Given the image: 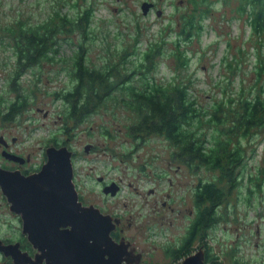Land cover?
<instances>
[{
  "label": "trees",
  "instance_id": "trees-1",
  "mask_svg": "<svg viewBox=\"0 0 264 264\" xmlns=\"http://www.w3.org/2000/svg\"><path fill=\"white\" fill-rule=\"evenodd\" d=\"M187 1L191 6L180 14L178 32L173 31L175 28H171L169 22L155 38L147 39L146 46L143 42L148 32L143 29L141 13L134 11L132 40L113 46L111 35L115 39H119L120 34L126 35L120 30L102 28L106 20L97 16L99 0H55L43 21L17 18L9 24H1V42L3 49H11V55L15 56V68L7 78L10 93L23 83L22 75L27 72L36 78L33 83L39 84L48 66L53 68L47 75L50 81L68 77L65 86L47 90L61 99L64 113H68L63 129H75L94 113L114 109L113 118L119 111L122 118L126 116L128 124L124 129L137 144L154 135L163 137L170 148L171 145L175 148L172 156L179 166L218 173L212 180L202 177L197 184L195 217L181 243L170 246L167 251L174 259L185 258L199 240L206 263L221 264L207 245L208 229L227 219L232 202L227 200L233 194L237 199L245 194L250 199L264 190V165L251 164L256 147L249 149L264 141V0ZM144 2L147 0L142 4ZM215 11L231 26L239 22L244 25V32L249 28L247 38L253 43V51L242 45L237 47L238 55H231L233 44L229 33L231 38L227 41L228 51L222 64L234 74L240 69L239 63L248 56L255 81L250 89L242 86L234 95L229 86L222 84L223 81L230 83L229 77L216 80L213 85L221 88V97L214 93L210 100L203 101L197 91L202 89L197 85L198 75L192 68L193 57L197 54L190 44L194 39L201 43L205 21L214 17ZM162 13L156 14L159 17ZM99 34H102L106 55L94 60L89 56L87 43L94 42ZM220 42V39L216 41ZM200 53L201 61L206 50ZM167 57L175 63L163 62ZM161 64L172 71L167 78L157 76ZM43 87L44 83L34 85L40 91ZM35 97V94L29 96ZM4 99L0 94V100L4 102ZM24 100L17 95L9 111L2 116L5 122L14 121L16 114L23 111ZM102 129L103 135L115 138L110 128ZM57 136L58 132L53 136L56 145L59 144ZM220 180H225V185ZM223 206L226 216L221 214L219 219L216 212Z\"/></svg>",
  "mask_w": 264,
  "mask_h": 264
},
{
  "label": "rangeland",
  "instance_id": "rangeland-1",
  "mask_svg": "<svg viewBox=\"0 0 264 264\" xmlns=\"http://www.w3.org/2000/svg\"><path fill=\"white\" fill-rule=\"evenodd\" d=\"M142 1L144 0H99L97 16L106 20L101 24L102 28L120 30L126 35L120 34L119 39L111 35L109 39L113 46L132 40V11L142 15L143 29L145 31L146 28L148 32L143 42V46H146L147 39L155 38L158 31L168 27L169 22L171 28H175L173 31L178 32L180 14L191 6L187 0H161L160 10L163 14L158 17L153 11L145 16L141 9ZM54 2L55 0H0V25L9 24L17 18L30 19L33 22L43 21L51 12ZM226 8L229 9L228 6ZM205 23L206 30L201 37V43L194 39L190 44L191 50L197 54L193 57L192 68L198 75V88H202L201 92L197 90L200 98L208 101L214 93L221 97V88L214 87L213 84L225 77L230 78V83L223 81L222 84L229 86L234 95L238 94L242 86L246 90L250 89L255 81L250 71L251 58L247 56V59L241 61L240 69L234 74L226 64H222V58L228 51L227 41L231 36V55H238L237 47L242 45L245 49L249 48L250 52L253 51V43L247 38L249 28L244 32V25L239 22H234L231 26L223 21L218 11ZM210 23L215 28L207 25ZM229 33L231 36L227 35ZM2 36L3 31L0 30V94L6 98L4 102L0 100V137L4 136V139L12 143V148L20 156L31 155L33 166L47 161L48 147H58L66 142L62 146H68L74 153V182L82 195L83 203H92L109 214L121 216L124 235L143 253L145 262L172 264L182 261L184 258L174 259L169 256L167 250L170 246L181 243L195 217L197 209L194 191L197 184L202 177L212 180L218 173L205 169L189 170L185 165L179 166L172 156L175 148L172 145L170 148L163 137L154 135L137 144V140H132L124 129L128 124L124 119L126 116L122 118L119 111L117 117L113 118L114 109L94 113L75 129H63L68 113H64L65 106L61 99H56L47 90L65 86L68 77L61 76L50 81L47 75L51 74L53 68L48 66L45 67L46 73L39 84L33 83L36 78L27 72L22 75L23 83L15 86V90L10 93L7 78L15 68V56L11 55V49H3ZM101 36L99 34L94 42L87 43L90 45L89 56L94 60L106 55ZM218 39L221 40L219 44L216 43ZM205 50L206 53L200 61L199 54ZM237 60L240 61V58L237 57ZM167 61L175 63L168 57L163 62ZM171 72L161 64L157 76L161 79L162 76L167 78ZM43 83L45 87L41 91L34 88V85L40 86ZM32 94L36 95L33 99L29 98ZM17 95L21 100L25 99L24 109L16 114L14 121L5 122L2 116L9 111ZM104 127L110 128L116 135L115 138L103 135L101 128ZM56 132L58 145L57 142L53 144ZM13 139L17 141L13 142ZM88 145L90 147L87 151ZM253 147H256V155L251 164L264 165V141L251 145L249 149ZM1 149L0 147V165H10ZM161 172L168 176L165 173L160 175ZM114 183L120 186L116 195L103 191V188L109 186L113 188ZM220 183L225 185L226 182L220 180ZM230 199L232 202L229 216L208 229L207 245L214 259L218 258L216 261H221V264H261L264 261V190L252 195L250 199L246 194L239 199L233 194L227 202ZM224 210L225 206L220 211L217 210L216 217L220 219L221 214L226 216ZM18 225V219L9 210L6 197L0 189V235H14ZM201 246L202 242L197 240L191 253L198 251Z\"/></svg>",
  "mask_w": 264,
  "mask_h": 264
},
{
  "label": "water",
  "instance_id": "water-1",
  "mask_svg": "<svg viewBox=\"0 0 264 264\" xmlns=\"http://www.w3.org/2000/svg\"><path fill=\"white\" fill-rule=\"evenodd\" d=\"M153 5L144 2L143 13L146 15ZM161 13L158 11V15ZM0 142H5L4 136L0 137ZM89 147L86 146L87 151ZM2 155L8 160L24 162L22 156L7 150ZM46 156L47 161L41 169L30 175L21 169L0 166L1 192L10 203V210L23 218L24 232L29 235L31 244L43 256L56 257L64 264H130L126 258L128 244L125 241L118 244L112 238L111 232L116 229L114 218L79 200L74 182L73 152L66 145L50 146ZM112 185L115 186L106 187L104 192L114 196L120 186ZM16 246L5 245L1 249L21 263L22 257L28 254ZM175 264H207L205 252L200 248Z\"/></svg>",
  "mask_w": 264,
  "mask_h": 264
},
{
  "label": "flooded vegetation",
  "instance_id": "flooded-vegetation-1",
  "mask_svg": "<svg viewBox=\"0 0 264 264\" xmlns=\"http://www.w3.org/2000/svg\"><path fill=\"white\" fill-rule=\"evenodd\" d=\"M145 1V0H144ZM148 2L153 3V7L150 9L149 13L155 11L156 13H158V11H160V9L162 7L161 6V0H147ZM147 14V15H148ZM163 14V13H162ZM146 16V15H145ZM160 17V16H159ZM17 140L13 139V142H16ZM12 143H10L8 140L5 139L4 143L0 144V147L2 148L1 151L7 150L11 153H15L18 154L17 152H15V150L12 148ZM62 146V144H59L58 147ZM20 156V154H18ZM24 158V162L23 163H19V162H15L12 160H8L10 165H6V164H1L0 166L7 168V169H11V170H15V169H21L22 172L26 175H30L33 173L38 172L43 163L38 164L37 166H33L31 163L32 157L31 155H27V156H23ZM32 165V167H30ZM104 191V188H103ZM79 193V200L83 203V198L82 195L80 193V191L78 190ZM7 200V199H6ZM8 202V201H7ZM9 205V210H10V203H8ZM83 205H85L83 203ZM94 205L92 203L86 205ZM95 206V205H94ZM100 208V210L104 213V214H109V212L107 213L106 211L103 210L102 207H98ZM11 211V210H10ZM11 213H13L18 221H19V225H18V229H16V233L14 235H9V236H2L0 235V264H64L63 262H59L58 259H56V257H49L50 260H47L48 257L43 256V253L41 251H39L38 249H36L30 242L29 240V235L27 233L24 232V221L23 218L21 217L20 214L11 211ZM110 215L114 218V221L116 222V229H114L111 232L112 238L116 243H121L122 241L126 242L128 244V250L129 251L128 255L126 256L127 259H129L131 262H129L130 264H134V261L139 260L140 264H153V263H147L143 260V253L139 252L136 249V246H134L131 241L124 235V225L122 226V221H121V216H116L110 213ZM117 220V221H116ZM16 247H19L22 251V253H27L28 256H23L22 257V262L21 263H17L14 259V257L12 255H8L4 250L1 249L2 246L5 245H16ZM28 258V260H27ZM49 261V262H48ZM34 262V263H31ZM175 263V262H174ZM172 263V264H174Z\"/></svg>",
  "mask_w": 264,
  "mask_h": 264
},
{
  "label": "clouds",
  "instance_id": "clouds-1",
  "mask_svg": "<svg viewBox=\"0 0 264 264\" xmlns=\"http://www.w3.org/2000/svg\"><path fill=\"white\" fill-rule=\"evenodd\" d=\"M148 2V1H147ZM149 3H151V2H149ZM152 8V7H151ZM142 9V8H141ZM160 11H162V10H160ZM142 12H143V10H142ZM144 14V13H143ZM194 253V252H193ZM190 254H192V253H190Z\"/></svg>",
  "mask_w": 264,
  "mask_h": 264
}]
</instances>
